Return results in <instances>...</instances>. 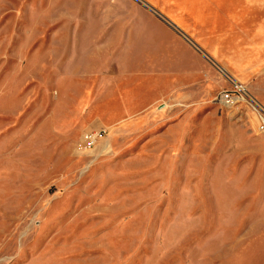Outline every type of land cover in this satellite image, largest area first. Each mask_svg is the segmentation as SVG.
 I'll use <instances>...</instances> for the list:
<instances>
[{
  "label": "rangeland",
  "instance_id": "obj_1",
  "mask_svg": "<svg viewBox=\"0 0 264 264\" xmlns=\"http://www.w3.org/2000/svg\"><path fill=\"white\" fill-rule=\"evenodd\" d=\"M164 2L0 0V264H264L261 9Z\"/></svg>",
  "mask_w": 264,
  "mask_h": 264
},
{
  "label": "crops",
  "instance_id": "obj_2",
  "mask_svg": "<svg viewBox=\"0 0 264 264\" xmlns=\"http://www.w3.org/2000/svg\"><path fill=\"white\" fill-rule=\"evenodd\" d=\"M246 2L249 4L248 6L256 4L260 7L262 14L258 21L259 23L254 25L255 28L249 27L246 22L242 25L239 24L241 33L247 34L249 32L251 34L250 40H248L250 43L245 46L241 57L236 59L238 62L235 63L234 66L229 65L231 67V78L244 85L254 76L264 74V0H246ZM170 3L174 4L175 9H170L169 12L179 21H184V14H188L198 22L204 20V18L206 19L208 16V13H206L202 7L201 0H191V2H189L190 6L188 5L190 9H187L185 0H165L164 6L166 7ZM236 3L241 2L237 1ZM218 54L222 57L221 60L227 64L229 60L232 59L231 56L229 57V55H227V51L223 52L219 50ZM245 86L248 87L247 85ZM256 87L258 86H251V91L255 92ZM256 93L257 91L255 94Z\"/></svg>",
  "mask_w": 264,
  "mask_h": 264
},
{
  "label": "built area",
  "instance_id": "obj_3",
  "mask_svg": "<svg viewBox=\"0 0 264 264\" xmlns=\"http://www.w3.org/2000/svg\"><path fill=\"white\" fill-rule=\"evenodd\" d=\"M240 100H249L254 109L261 110L263 112L262 114L264 115V109L261 104L257 100L252 99L248 94L245 85L238 81H234L232 83L231 89L221 92L216 98L218 104L224 108H231L235 106L238 102H240ZM261 119V126L264 128L263 116L261 117ZM101 135L102 134L86 135L85 138L88 140L89 144H92L97 139V137H100Z\"/></svg>",
  "mask_w": 264,
  "mask_h": 264
}]
</instances>
